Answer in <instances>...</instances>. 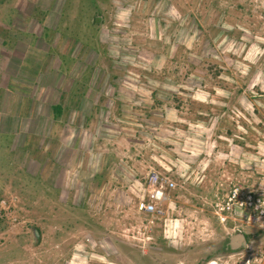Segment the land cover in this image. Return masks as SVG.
<instances>
[{"label": "rangeland", "instance_id": "1", "mask_svg": "<svg viewBox=\"0 0 264 264\" xmlns=\"http://www.w3.org/2000/svg\"><path fill=\"white\" fill-rule=\"evenodd\" d=\"M0 264H264V0L1 1Z\"/></svg>", "mask_w": 264, "mask_h": 264}, {"label": "built area", "instance_id": "2", "mask_svg": "<svg viewBox=\"0 0 264 264\" xmlns=\"http://www.w3.org/2000/svg\"><path fill=\"white\" fill-rule=\"evenodd\" d=\"M149 197L144 202L143 210L148 214H158L161 212L160 205L167 199V191L173 187L172 181H163L159 173L153 172L149 177Z\"/></svg>", "mask_w": 264, "mask_h": 264}, {"label": "trees", "instance_id": "3", "mask_svg": "<svg viewBox=\"0 0 264 264\" xmlns=\"http://www.w3.org/2000/svg\"><path fill=\"white\" fill-rule=\"evenodd\" d=\"M1 1H3V0H0V2ZM17 24V23H16ZM17 25H19V24H17ZM8 43H4V44H2V48H5V46L7 45ZM82 99H84V98H82ZM87 99V98H86ZM81 101V98L79 99V101L78 102H80ZM78 102H76V103H78ZM54 109H56V110H59L60 111V105H58V107H57V105L56 104H54V105H51V106H49L48 107V109H47V112H48V114L44 117V119H51V117H50V112L51 111H53ZM55 119H57V118H55Z\"/></svg>", "mask_w": 264, "mask_h": 264}, {"label": "water", "instance_id": "4", "mask_svg": "<svg viewBox=\"0 0 264 264\" xmlns=\"http://www.w3.org/2000/svg\"><path fill=\"white\" fill-rule=\"evenodd\" d=\"M236 237H238V239L241 241V244L242 245H240V246H243V245L246 244V237H245V235L238 234ZM233 238H235V237H233Z\"/></svg>", "mask_w": 264, "mask_h": 264}, {"label": "crops", "instance_id": "5", "mask_svg": "<svg viewBox=\"0 0 264 264\" xmlns=\"http://www.w3.org/2000/svg\"><path fill=\"white\" fill-rule=\"evenodd\" d=\"M46 60V59H45ZM62 110H64V109H62ZM56 117H53V116H51V119L53 120V121H55L56 119H55ZM241 235V234H240ZM232 240V242H239V243H241V241L238 239V237H235V238H232L231 239Z\"/></svg>", "mask_w": 264, "mask_h": 264}, {"label": "flooded vegetation", "instance_id": "6", "mask_svg": "<svg viewBox=\"0 0 264 264\" xmlns=\"http://www.w3.org/2000/svg\"><path fill=\"white\" fill-rule=\"evenodd\" d=\"M247 238V237H246ZM229 245L232 247H239L240 245H242L241 243H239V245L238 244H236V242L234 243V242H232V240H230L229 241Z\"/></svg>", "mask_w": 264, "mask_h": 264}]
</instances>
